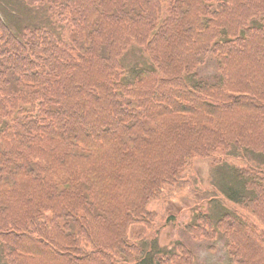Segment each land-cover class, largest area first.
<instances>
[{"label": "trees", "instance_id": "16d2710c", "mask_svg": "<svg viewBox=\"0 0 264 264\" xmlns=\"http://www.w3.org/2000/svg\"><path fill=\"white\" fill-rule=\"evenodd\" d=\"M29 2L57 9L71 43L0 17L5 264H196L186 244L156 250L131 230L183 197L197 160L264 159V0ZM134 47L149 62L128 66ZM235 168L215 185L238 210H196L185 229L223 236L232 264H264V168Z\"/></svg>", "mask_w": 264, "mask_h": 264}, {"label": "rangeland", "instance_id": "374dc122", "mask_svg": "<svg viewBox=\"0 0 264 264\" xmlns=\"http://www.w3.org/2000/svg\"><path fill=\"white\" fill-rule=\"evenodd\" d=\"M52 7V8H50ZM57 10V9H56ZM52 5L46 3L39 5L30 4L29 0H0V16L6 21L18 37H22L25 28L45 27L52 30L57 38L71 43V26L58 17ZM148 58L144 51L134 47L130 54L125 56V62L130 67H139L147 63ZM200 74L210 81H214L218 75L217 65L211 59L207 65L200 70ZM240 155L232 151L230 157L221 167H214L209 160H197L189 170L193 186L183 194L180 200H172L166 203H156L154 208L160 216L155 226L146 228L136 226L131 230V237L137 239L145 235L153 242L156 250L172 251L177 243L186 244L196 255V264H232L228 254L227 241L220 236L216 241H196L187 233L185 226L194 220L196 210H205L207 214L217 219L227 211L238 210L226 195L219 190L220 186L231 185V170L235 167L249 168L255 166L264 168V159L256 154L247 153ZM225 159V154L221 155ZM216 184V185H215ZM218 187V188H217ZM206 201L204 206L200 204ZM145 246H149L148 242ZM152 249V248H150ZM6 261L0 251V264Z\"/></svg>", "mask_w": 264, "mask_h": 264}]
</instances>
